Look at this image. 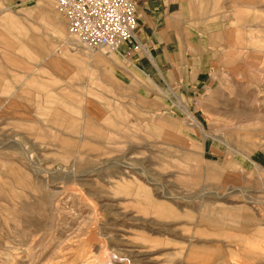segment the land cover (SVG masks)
<instances>
[{
  "label": "rangeland",
  "instance_id": "obj_1",
  "mask_svg": "<svg viewBox=\"0 0 264 264\" xmlns=\"http://www.w3.org/2000/svg\"><path fill=\"white\" fill-rule=\"evenodd\" d=\"M49 3L72 37L56 0H0L1 98L20 77L6 51L24 47L29 77L78 52ZM223 12L200 51L150 50L160 70L143 47L93 77L70 59L0 108V264H90L103 247L124 260L106 264H264V0ZM51 79L74 92L49 108Z\"/></svg>",
  "mask_w": 264,
  "mask_h": 264
},
{
  "label": "crops",
  "instance_id": "obj_2",
  "mask_svg": "<svg viewBox=\"0 0 264 264\" xmlns=\"http://www.w3.org/2000/svg\"><path fill=\"white\" fill-rule=\"evenodd\" d=\"M137 3V16H138V31L137 38L142 43L143 50L146 48L151 54L150 50H154L156 53L161 54H188L192 52L200 51L199 46L195 43L193 39L198 38L201 39L203 37H213L216 36V31L220 30V25L214 26L215 22L219 20L216 16L220 15V11H224L221 14H228L227 9L228 5L235 0H135ZM224 21L228 20L223 19ZM15 31V36L18 35V31ZM21 32V31H19ZM17 33V34H16ZM199 49V50H198ZM13 50V49H12ZM12 50L9 52L6 51V55L8 57H4L5 60L11 64L12 66H18L20 71L17 73L20 75L19 83L15 88H12L11 91L17 89L18 91L8 94L5 90L4 96L1 98L0 95V108H9L12 104L20 103L21 96L23 93H27L28 87H35L36 94L42 93L40 88H44V83L39 84L40 80L44 82L45 79L39 77V71L42 75L44 72H47V69L52 71H58L61 73H66L69 70L68 60L71 59L73 62H85L88 64L90 68V76H92V72H97L100 70L102 66H108L107 57H100L98 60L93 58H89L86 55H80L81 53L75 52L67 57H63L61 61L57 64L55 62H47L43 63L41 59L39 62H35V70L36 76L27 74L28 64L27 58L25 57L24 47L17 48V55L12 54ZM119 58L127 60V58L123 54H118ZM102 60V61H101ZM103 62V63H100ZM105 63V65H104ZM159 66V65H158ZM51 71V72H52ZM68 75V74H67ZM29 78V79H27ZM69 78V77H67ZM71 78V77H70ZM58 79H51L48 84L50 87L48 89V95L51 96L49 100L48 107H51V98L59 95L62 97L63 94L73 93V90H70V84L65 86L66 90H55L53 87ZM24 81V82H22ZM10 81L12 85L13 82ZM9 84V85H10ZM10 85V86H11ZM14 85V84H13ZM69 86V90L67 87ZM39 92V93H38ZM57 99V98H56ZM35 110L38 112L44 111L43 106H40V102L34 100ZM85 105L82 106V109H89L91 107V100L87 98L84 101ZM88 102V104H86ZM69 109H78L76 106H69ZM28 123V121H24V124ZM30 123V122H29ZM19 124V123H18ZM22 124V123H21ZM72 131V130H69ZM73 132V131H72Z\"/></svg>",
  "mask_w": 264,
  "mask_h": 264
},
{
  "label": "built area",
  "instance_id": "obj_3",
  "mask_svg": "<svg viewBox=\"0 0 264 264\" xmlns=\"http://www.w3.org/2000/svg\"><path fill=\"white\" fill-rule=\"evenodd\" d=\"M68 22V33L91 50L107 48L123 54L138 51L135 0H56Z\"/></svg>",
  "mask_w": 264,
  "mask_h": 264
},
{
  "label": "bare ground",
  "instance_id": "obj_4",
  "mask_svg": "<svg viewBox=\"0 0 264 264\" xmlns=\"http://www.w3.org/2000/svg\"><path fill=\"white\" fill-rule=\"evenodd\" d=\"M47 14H48V16H50V18H51V30H52V33H54L55 35H56V37L57 38H59V40H64L65 41V44H67L70 48H73L74 50H77L79 53H81L80 55H86V56H89V58L91 57V58H93V59H91V60H94V59H96V60H98L100 57H107V59H109V60H113L114 59V56H118V54H123L120 50H108L107 48H102V49H99V50H91V49H89L88 47H86V46H83L80 42H79V40L77 39V40H75L76 38L75 37H70V36H68V37H64V25L62 24V22H61V20H59V13L57 12V10L55 11L54 10V7H53V5L51 4V3H49V4H47V12H46ZM66 39V40H65ZM64 43V42H63ZM80 46V47H79ZM81 46H82V48H81ZM83 47L86 49H89V50H87L86 52H87V54L85 53H82V52H80L81 51V49H83ZM91 50V51H90ZM103 50H105L106 52H104V53H101V52H99V51H103ZM144 52L147 54V56L150 58V59H152L153 58V56H152V54L146 49V48H144ZM116 53V54H115ZM144 53V54H145ZM106 54L107 55H114V56H106ZM145 54V55H146ZM48 58V57H47ZM152 60H154V58L152 59ZM102 61V60H101ZM121 62V61H120ZM100 63H103V62H100ZM113 63V62H112ZM154 64H155V67L158 69V70H160V68H159V66H158V64H157V60L155 59L154 60ZM104 65H105V63H104ZM109 65V64H108ZM112 66V65H111ZM121 67V66H120ZM160 72V71H159ZM144 192V191H143ZM217 194V193H216ZM143 195L144 196H147V193H143ZM196 195V194H195ZM224 195L225 194H220V198L221 197H224ZM194 196V195H193ZM203 197V195H198L197 197L195 196V197H192V200H195L196 198L197 199H199V198H202ZM205 198V197H204ZM203 198V199H204ZM218 198V197H217ZM210 199V198H209ZM182 201H185V202H188L185 198H182L181 199ZM192 200H190V201H192ZM206 207H208V206H206V205H203L201 208H205L206 209ZM95 230V229H94ZM88 235V234H87ZM86 235V236H87ZM91 236V235H90ZM94 237V236H93ZM84 238H86V237H84ZM94 238H96V236L94 237ZM80 242V241H79ZM83 244V243H82ZM100 252V251H99ZM111 252V251H110ZM91 253H92V251H91ZM88 251H86V250H82L81 252H78V256L80 255V257H81V259L79 260V261H77L76 263H74V264H81L82 262H84L86 259H88V258H90V257H88ZM90 256H92V255H90ZM114 257L115 258V262H123L124 260H122V259H120V257L119 256H117L116 254H114V253H109V252H107V248H105V247H103L102 248V251H101V253H99L96 257H94L95 259H94V262H90V264H106V262H107V260L110 258V257ZM84 257H86L85 259H84ZM88 257V258H87ZM63 258H66V256H64V254H63V256H61V259H63ZM92 258H93V256H92ZM123 258H125V257H123ZM82 259H84L83 261H81ZM112 259V258H111ZM91 260H93V259H91ZM91 260H89V261H91ZM127 260V259H126ZM65 261V260H64ZM60 262V261H59ZM50 263V260L49 261H47V262H43V264H49ZM85 263V262H84ZM51 264H52V262H51ZM115 264H117V263H115ZM119 264V263H118Z\"/></svg>",
  "mask_w": 264,
  "mask_h": 264
}]
</instances>
